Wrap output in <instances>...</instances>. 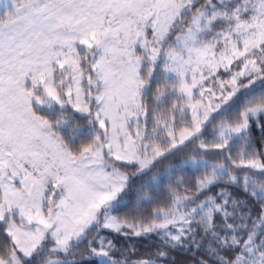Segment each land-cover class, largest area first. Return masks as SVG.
<instances>
[{"label":"snow or ice","instance_id":"obj_1","mask_svg":"<svg viewBox=\"0 0 264 264\" xmlns=\"http://www.w3.org/2000/svg\"><path fill=\"white\" fill-rule=\"evenodd\" d=\"M0 264H264V0H0Z\"/></svg>","mask_w":264,"mask_h":264}]
</instances>
